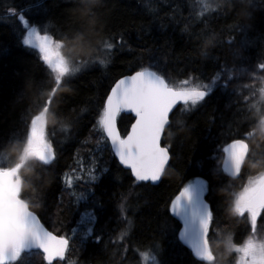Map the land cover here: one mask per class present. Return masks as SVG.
Wrapping results in <instances>:
<instances>
[{
    "label": "trees",
    "instance_id": "obj_1",
    "mask_svg": "<svg viewBox=\"0 0 264 264\" xmlns=\"http://www.w3.org/2000/svg\"><path fill=\"white\" fill-rule=\"evenodd\" d=\"M209 2L88 0L86 8H81L78 5L84 0H39L41 7L36 10V0H0V139L9 137L0 142V166H18L23 200L48 229L69 238V251L55 264H137V260L141 264L142 258L134 259L133 253L126 251L129 243L141 252L148 251L154 233L160 239L161 228L174 230L176 221L167 211L171 200L189 181L197 177L209 179V170H212L214 188L209 202L214 219L208 241L215 254V264H235L237 253L234 248L245 238L254 235L264 239V219L258 218L253 233L247 217H240L233 211L235 196L248 180L264 173V100L259 95L261 83L258 79L264 74L258 70L255 78L238 76L233 80L235 92L232 88L225 92L219 86L223 80L219 81L217 94L208 104L189 114H178L184 123L169 129L174 133L171 138H163L164 144L171 147L173 159L158 184L142 182L144 186L136 187L128 171L117 165L110 150L97 148L100 138L93 130L96 109L121 75L137 70L140 65L147 66L155 57L177 82L194 72L204 83H209L217 70V62L200 53L213 36L223 41V46L217 47L213 55L219 57L221 63L227 58L231 66L229 41L240 39L238 30L231 28L236 17L223 13L209 15L204 9ZM224 3L230 11L231 4L228 0ZM253 4L257 6L254 19L240 17L244 23L253 25L250 38L264 31V14L259 10L264 6V0H253ZM9 9H19L29 19L45 15L50 9L45 25L49 34L57 38L62 24L75 23L83 27L82 31L77 29L64 37L62 51L69 62L78 63L91 56L101 37L116 43L117 47L108 55L107 65L91 66L71 84L55 85V81L50 80L41 85L47 76L42 71L37 52L21 43L26 32L18 19L20 11L10 14ZM64 12H72V19H62ZM205 16L207 19L201 23ZM63 31L66 33L67 29ZM205 31L208 35L198 43ZM121 36L125 42L122 48L119 46ZM259 49L257 44L252 51L255 53ZM246 67L238 65V68ZM69 96L72 97L70 100L67 99ZM243 97H248L247 104L255 107L249 109L245 104L234 103ZM239 108L243 111L237 115ZM29 112L44 114V123L56 150V159L51 165L44 166L34 157L23 159L26 148L23 119ZM132 121L130 116L123 115L118 121L122 133ZM237 130L253 132L252 151L244 160L240 176L233 178L215 169L221 167L225 159L223 151L217 149L230 143L232 138H241L235 135ZM13 133L16 136H12ZM81 165L92 166L93 170L97 165L106 167L110 169V179L94 188V198L77 202L81 193L88 195L84 180H74L69 188L65 177ZM97 198L104 205L102 212L96 208ZM120 204L124 205L123 212L119 210ZM93 209L99 213L100 225L105 228L103 243L98 246H93L91 241L81 243L83 233L92 226L85 221L84 213ZM128 220L132 221L131 229ZM100 225H96L97 229ZM122 232H127L123 239L120 238ZM161 243L165 251L159 259L173 260L175 264H185L189 259L186 250L171 246L167 239H162ZM125 255L128 259L122 260ZM25 264H43L42 257H27Z\"/></svg>",
    "mask_w": 264,
    "mask_h": 264
},
{
    "label": "snow or ice",
    "instance_id": "obj_2",
    "mask_svg": "<svg viewBox=\"0 0 264 264\" xmlns=\"http://www.w3.org/2000/svg\"><path fill=\"white\" fill-rule=\"evenodd\" d=\"M87 3L88 0H84V3L78 6L86 8ZM228 3L231 4L230 11L224 0H210L204 5V9L212 16L223 13L236 17V23L231 28L233 31L238 30L240 39L238 42L235 39L229 41L231 66L227 58L221 63L220 58L213 55L217 47L223 46V41L213 36L207 40L210 43L205 44L200 53L203 57L217 62V70L209 78V83H204L194 72L177 82L170 77L166 67L152 57L153 62L147 66L140 65L130 75H124L115 80L96 109L93 130L100 138L97 141L98 150L103 151L104 148H108L117 165L128 171L136 187L144 186L142 182L152 184L162 182L173 159L171 147L164 144L163 138L165 136L171 138L174 133L169 129L184 123L178 118V114L183 116L208 104L216 96L218 82L221 80L223 84L219 86L225 92L229 88L235 92L236 88L233 87L232 82L238 76L252 79L255 78L257 70L264 74V31L250 38L253 25L246 24L240 19L241 16H247L250 21L253 20L257 6L253 4V0H228ZM34 7L36 10L40 9L39 0H36ZM259 10L264 14V6ZM15 11L20 10L9 9L10 14H14ZM47 11L50 9L46 10L45 15H36L32 19L20 11L18 17L26 32L21 43L37 52L42 71L47 76L46 81L40 82L41 85L50 80H54L55 85L65 82L71 84L74 78L91 66L107 65L108 55L115 51L117 44L109 43L103 37L96 44V51L87 59L78 63L69 62L62 51L64 37L77 29L82 31L84 28L75 23L62 24V30L57 38L49 34L45 25ZM72 17V12L61 14L62 19L71 20ZM206 19L207 16L203 17L201 23ZM65 28L66 33L63 31ZM207 35V31L202 33L197 42L201 43ZM110 39L114 41L115 37H110ZM124 44L123 36H121L119 46L122 48ZM257 44L260 49L253 53L252 49ZM101 56L104 58L101 59ZM238 65L247 67L238 68ZM224 72L226 75L223 74ZM258 79L261 83L259 95L261 100H264V76ZM245 87L249 86L245 85ZM255 95L256 93H253V96ZM71 98V96L67 97L69 100ZM247 101L248 97H243L236 99L234 103L245 104L249 109L255 107V105H248ZM241 111L243 108H239L236 114L239 115ZM123 115H128L133 120L130 128L124 133L118 126V121L123 119ZM23 123L26 128V147L29 154L37 158L44 166L53 164L56 159V150L52 137L47 132V124L41 123V115L39 113L33 115L29 112L24 117ZM235 135L241 138H232L230 143L217 149L223 151L225 159L223 165L217 167L215 171L238 178L244 168L241 156L246 160L251 155L253 132L245 133L237 130ZM12 136L16 134L13 133ZM8 138L4 137L0 139V142ZM211 175L212 170H209V179L197 177L189 181L171 200L167 211L176 221L177 227L174 230L161 228L160 239H157V234L154 233L148 244V251L141 252L133 248L131 243L126 251H131L134 259L143 258L150 264H175L173 260L159 259L165 251L161 240L167 239L171 246L187 251L189 259L185 261V264H215V254L207 243L210 225L214 219L209 202L214 194ZM17 177L18 168L0 166V209L3 210L0 213V232L8 233L10 230L23 229L27 234L20 235L18 240L10 237L11 242L0 250V264H25L26 258L30 256H41L43 264H55L57 260L65 258L70 249V240L66 236H57L48 231L31 209L19 207L23 203V189ZM76 179L84 180L80 176ZM109 179L110 169L97 165L96 169L89 171L84 180L88 195L81 193L77 197V202L81 199L94 198V188ZM66 183L69 188L73 186L71 178H68ZM235 201L236 206L233 211L240 217L246 216L255 233L258 218L264 219V174L259 173L256 177L250 178L243 190L235 196ZM96 208L101 212L104 211V205L99 202L98 198ZM119 210L121 212L125 210L123 204L119 205ZM84 215L92 226L83 233L81 243L87 244L91 241L93 246L102 244L105 228L100 225L99 213L93 209L85 212ZM127 223L131 229L132 221L128 220ZM96 225H100L99 229ZM125 236L127 232L120 234L121 239ZM237 251L240 253V264H264V241L257 240L254 235L239 244ZM123 259H128L127 255L123 256Z\"/></svg>",
    "mask_w": 264,
    "mask_h": 264
},
{
    "label": "water",
    "instance_id": "obj_3",
    "mask_svg": "<svg viewBox=\"0 0 264 264\" xmlns=\"http://www.w3.org/2000/svg\"><path fill=\"white\" fill-rule=\"evenodd\" d=\"M132 73V72H131ZM131 73H127V74H124V75H130ZM124 75H121L120 77H118L117 79H119V78H121L122 76H124ZM116 79V80H117ZM115 82V81H114ZM113 82V83H114ZM110 90V89H109ZM40 115H41V123L42 124H44V114L43 113H40ZM133 122V121H132ZM131 122V123H132ZM129 128H130V126H129ZM244 157L243 156H241V162L242 163H244ZM10 168H18V166H14V167H10ZM227 174V173H226ZM228 175V174H227ZM231 177V176H230ZM234 178V177H233ZM18 179V178H17ZM18 182L21 184V182H20V180L18 179ZM149 183H151V182H149ZM152 184V183H151ZM178 194V193H177ZM176 194V195H177ZM174 198V197H173ZM19 207L21 208V209H24V208H28V209H30L29 207H28V205H27V203L23 200V203L22 204H20L19 205ZM2 209H0V213H2ZM36 214V213H35ZM37 215V214H36ZM38 216V215H37ZM41 221V220H40ZM42 223V222H41ZM43 224V223H42ZM44 225V224H43ZM44 227L48 230V231H51L50 229H48L45 225H44ZM51 232H53V231H51ZM27 234V232H26V230H23V229H20V230H10L8 233H4V232H0V250H3L4 248H5V246L8 244V243H10L11 242V240H10V237H15L17 240L19 239V237H20V235H26ZM53 234L54 235H57V236H61L60 234H57V233H55V232H53ZM207 243L209 244V242L207 241ZM209 246H210V244H209Z\"/></svg>",
    "mask_w": 264,
    "mask_h": 264
},
{
    "label": "rangeland",
    "instance_id": "obj_4",
    "mask_svg": "<svg viewBox=\"0 0 264 264\" xmlns=\"http://www.w3.org/2000/svg\"><path fill=\"white\" fill-rule=\"evenodd\" d=\"M29 157H34L33 155H30L29 154V150L27 149V147L25 148V150H24V153H23V159L25 160L26 158H29ZM35 158V157H34ZM93 170V167L92 166H88V167H86L85 165H81L80 166V168L78 169V170H75V171H71V172H69L67 175H66V177H65V181H67V179L68 178H71L73 181L74 180H76V177H78V176H80V177H83L84 178V180H86V178H87V175H88V173H89V171H92ZM261 174H264V173H261ZM257 176V175H256ZM256 176H254V177H256ZM254 177H252V178H254ZM235 205H236V201H235ZM80 217V216H79ZM85 219V221H88V218H84ZM249 237H247V238H245L244 240H243V242L245 241V240H247ZM257 240H260V241H264V239H261V238H257ZM242 242V243H243ZM241 244V243H240ZM239 245V244H238ZM238 245L237 246H235V250H236V253H237V258H236V263L235 264H240V253L237 251V247H238ZM141 264H150V262H147V261H145L143 258H142V262H141Z\"/></svg>",
    "mask_w": 264,
    "mask_h": 264
},
{
    "label": "clouds",
    "instance_id": "obj_5",
    "mask_svg": "<svg viewBox=\"0 0 264 264\" xmlns=\"http://www.w3.org/2000/svg\"><path fill=\"white\" fill-rule=\"evenodd\" d=\"M31 209V208H30Z\"/></svg>",
    "mask_w": 264,
    "mask_h": 264
}]
</instances>
